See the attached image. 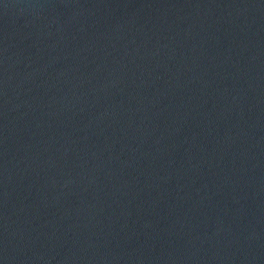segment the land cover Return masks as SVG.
Wrapping results in <instances>:
<instances>
[{"label":"water","instance_id":"obj_1","mask_svg":"<svg viewBox=\"0 0 264 264\" xmlns=\"http://www.w3.org/2000/svg\"><path fill=\"white\" fill-rule=\"evenodd\" d=\"M0 264H264V0H0Z\"/></svg>","mask_w":264,"mask_h":264}]
</instances>
